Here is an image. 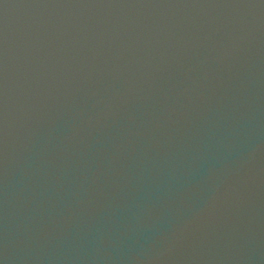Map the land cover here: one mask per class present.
Here are the masks:
<instances>
[{
  "label": "water",
  "instance_id": "1",
  "mask_svg": "<svg viewBox=\"0 0 264 264\" xmlns=\"http://www.w3.org/2000/svg\"><path fill=\"white\" fill-rule=\"evenodd\" d=\"M0 264H264V0H0Z\"/></svg>",
  "mask_w": 264,
  "mask_h": 264
}]
</instances>
